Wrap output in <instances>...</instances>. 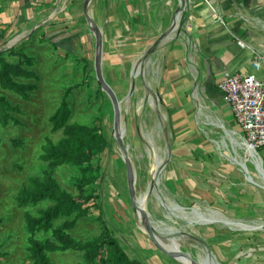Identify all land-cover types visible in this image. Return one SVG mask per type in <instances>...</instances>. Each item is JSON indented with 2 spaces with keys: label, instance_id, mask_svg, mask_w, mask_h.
I'll use <instances>...</instances> for the list:
<instances>
[{
  "label": "rangeland",
  "instance_id": "rangeland-1",
  "mask_svg": "<svg viewBox=\"0 0 264 264\" xmlns=\"http://www.w3.org/2000/svg\"><path fill=\"white\" fill-rule=\"evenodd\" d=\"M70 1L50 8L42 18L49 19L52 13L54 18L33 33L19 28L6 32L0 27V52L6 51L4 57L11 63L32 68L41 76L38 89L28 98L0 88V95L7 96L13 106L21 108L16 115L19 125L3 127L0 124V264H32L28 252L30 235L25 221L27 209L17 205L16 196L31 177L43 178L44 173L50 171L41 156L48 138L58 143L66 137L64 130L52 131L50 120L64 99L72 110L70 127L87 125L108 141L107 149L92 162L99 171L85 173L88 164L52 170L62 189L77 198L81 195L79 185L94 178L92 183L84 186V196L94 192V198L88 202L90 212L78 220L71 236L76 241L86 242L107 228L132 259L143 264H183L180 258L179 262L154 245L141 228L138 213L133 209L123 151L113 135L114 106L95 71L94 44L88 52L84 48L85 41L81 42L83 46L76 42L68 46L59 40L61 36L78 31L76 14L71 13L73 23L68 26L58 21L67 20L64 15L70 12ZM172 1L176 10L179 0H121L122 13L132 18L129 19L132 31L153 34L158 32L156 25L137 21L143 13L136 14L133 9L156 4L165 10ZM203 1L220 7V20L233 15L258 27L264 25V0ZM196 2L198 0H189L187 9ZM3 9L1 7L0 14L5 13ZM83 27L89 28L85 20ZM89 32L92 34L90 29ZM151 36L141 40L134 36V42L124 48L122 44L126 39L123 37L122 41L114 43L116 31L108 32L103 57L104 77L115 89L126 113L123 118L125 142L136 172L137 194L149 193L144 210L148 211L151 220L161 223L165 236L178 238L181 235L182 239L178 241L181 245L175 247L191 253L197 261L196 250L200 252L203 249L200 247L204 246L220 264H264V179L258 169V157L249 159L238 139H233L234 136L219 124L226 123L227 129L238 130L227 123V117L220 113L216 104L205 101L201 93L192 92V107L185 109L182 115L183 110L164 106L162 97L156 92L155 74L150 64L146 63L142 73L132 79L133 67L155 41ZM72 45L75 49L70 50ZM126 55L129 60L124 67ZM133 83L135 89L131 94ZM137 88L138 92H135ZM142 96L145 101L137 110ZM150 97L155 98V107L150 104ZM14 139H22L23 146L15 147ZM167 147L172 156L149 192L150 181L155 175L151 172L152 165L159 157H164L162 163L165 162ZM258 152L264 157V147ZM50 205L40 203L28 210L36 215L38 209ZM63 221H57L56 226ZM50 236L39 234L38 238ZM100 252L101 257H107L108 248L103 247ZM51 260L52 264H90L82 251L75 250L54 253Z\"/></svg>",
  "mask_w": 264,
  "mask_h": 264
},
{
  "label": "crops",
  "instance_id": "crops-1",
  "mask_svg": "<svg viewBox=\"0 0 264 264\" xmlns=\"http://www.w3.org/2000/svg\"><path fill=\"white\" fill-rule=\"evenodd\" d=\"M59 2V0H2L0 11L2 7L5 13L0 14L3 16L0 18V27L6 29V32H14L15 28L29 29L32 32L36 27L46 26L54 18L43 19L42 17ZM84 3L85 1L81 2V0L70 1L68 6L70 12L67 11V14L64 15L70 21L66 19L58 21L64 22V25L68 26L71 22L73 23L71 13H74L77 15L74 17L78 31L70 32L64 37L61 36L59 40L68 46L71 42L83 46L81 42L85 41L84 48L86 47L89 52L93 44L95 51V39L90 34L89 28L85 30L83 27L84 20L88 25L83 10ZM122 6L124 7L121 0H93L89 12L93 21L102 28L104 38L107 39L108 32L116 31L117 37L114 39V43L118 40L122 41L123 37L126 39L123 42L125 44H122L124 48L134 42V36L135 38L140 37L141 40L152 35L151 37L156 40L159 35L170 28L176 11L173 1L171 4H167L165 10H161L160 6H156V4L141 5L140 8L133 9L136 14L143 13L140 18H137V21L140 20L151 26L156 25L158 29V32H153V34H142L130 29L129 19L131 17L122 13ZM157 7L158 9H156ZM219 8L218 5L212 3L208 5L203 0L191 4L185 12V22L180 31L181 34L175 33L174 37H177L166 40L161 45V49L159 48V53L156 52L154 55L156 56L154 59L156 63L154 81H156V92L162 97L163 104L167 109L172 107L181 109L183 115L185 109L192 107L191 94L196 91L198 95L202 94L205 101L215 103L220 113L227 117L226 122L231 123L238 130L236 133L241 136L243 133L236 123L224 94L218 89V83L226 71L252 72L251 66L255 54L264 52L262 46L264 44V25L258 27L245 19H237L233 15H228L226 19L220 20L222 11ZM224 13L226 14L228 11L225 9ZM73 48L72 45L70 50ZM128 60V55H126L123 62L124 67L127 66ZM258 75L264 79V70ZM258 155H260L259 152Z\"/></svg>",
  "mask_w": 264,
  "mask_h": 264
},
{
  "label": "trees",
  "instance_id": "trees-1",
  "mask_svg": "<svg viewBox=\"0 0 264 264\" xmlns=\"http://www.w3.org/2000/svg\"><path fill=\"white\" fill-rule=\"evenodd\" d=\"M5 52H0V88L3 91L28 98L32 92L38 89L37 83L41 76L32 68H24L8 61L4 57ZM32 79H35L36 82H29ZM20 112V106H13L7 96L0 95V124L3 127L10 124L19 125L20 120L16 115ZM71 117L72 110L64 99L50 120L53 126L52 131L57 133L64 130L66 137L58 143H54L52 139L48 138L41 156V160L48 164L50 171L45 172L43 178L41 176L31 177L28 183L21 186L16 196L17 205L22 209H27L25 221L30 235L29 258L32 264H52V254L75 250L82 251L86 262L90 264H143L138 259H132L107 228L98 237L86 242L76 241L70 234L78 220L86 217L90 212L91 206L88 205V202L94 198V192L84 196V186L92 183L94 178L91 177L92 179H89L88 182L79 185L81 195L77 198L62 189L59 182L53 177L52 170L62 166L88 164L85 173L88 170L99 171V167L93 166L92 162L108 147L105 136L97 133L91 127L80 124L70 127ZM22 144V139L13 140L15 147H21ZM40 203L52 205L38 209L36 215L28 210ZM62 219H64L63 223L56 226V222ZM1 223L0 219V225ZM39 234H51V236L40 239L38 238ZM103 247L108 248L107 257H101L100 251Z\"/></svg>",
  "mask_w": 264,
  "mask_h": 264
},
{
  "label": "water",
  "instance_id": "water-1",
  "mask_svg": "<svg viewBox=\"0 0 264 264\" xmlns=\"http://www.w3.org/2000/svg\"><path fill=\"white\" fill-rule=\"evenodd\" d=\"M92 1L93 0H85L83 10H84L85 17L88 21L89 29H90V31H91L94 39H95V61H94L95 71H96L97 79L99 80V82L101 83V85L103 87V91L105 93H107L108 96L111 97L110 99H111L113 106H114V115H113V125H114L113 132H114V134L113 135L116 138L117 142L119 143V145L123 151V157H124V160L126 163V169H127L128 189H129V194H130V199L132 202L133 209L137 213L141 212V214L143 216L142 224L147 229L148 236L150 237V239L154 243V245H156V247H158L161 251H163L164 253H166L167 255H169L170 257H172L174 259L178 260L179 257H182V258H185L188 261H190L192 264H200V262H198L195 259V257L189 252L173 251V250H168L167 248H165L158 241V239L155 236V227L153 226L152 221L150 219V214L148 213L147 210L141 209L139 206L140 200L138 198V194L136 191V182H137L136 181L137 180L136 179V172H135L133 164H132V159L130 158V156L128 154V148L126 146V142L124 140V137L117 133L118 131H117V127H116L118 120L122 114V101L119 99V97H118L115 89L113 88V86L110 83H108L104 77L103 57H104L105 38H104V33H103L102 28H100L98 26V24H96L90 16L89 7H90V4L92 3ZM188 1L189 0H179V6L175 11L173 21H172L170 28L167 29L165 32H163L161 35H159L157 37V39L150 45V47H148L145 55H142L140 57V59H139L140 61L137 62L135 64V66L133 67L132 79H134L133 73L136 69H137V71L139 70L140 73H142V71L145 68L146 63L148 64L150 62V60L153 58V56L158 51V49L161 47V45L166 40L172 39L174 37L175 33L177 34L178 32L181 31V29L184 25V20H185L184 14H185L187 7H188ZM36 28L33 31H35ZM33 31H32V33H33ZM137 65H138V67H137ZM133 91H134V83L131 87L130 93L132 94ZM150 98H154V97H150ZM153 106L155 107V105H153ZM254 153H255V151H254ZM171 156H172V153H171L170 149H168V147H167L166 148L165 162L162 163V167L160 168V170H158L155 173V175L153 176V179H151L149 192L153 190L152 186H153L154 182L159 181L158 177L162 171L161 169L167 165ZM258 169H259V172H260V169L264 172L263 164H261V166H259ZM155 178H157V179H155ZM148 194L149 193L146 194L147 197H148ZM214 262H216V264H220L218 261H215V259H214Z\"/></svg>",
  "mask_w": 264,
  "mask_h": 264
},
{
  "label": "built area",
  "instance_id": "built-area-1",
  "mask_svg": "<svg viewBox=\"0 0 264 264\" xmlns=\"http://www.w3.org/2000/svg\"><path fill=\"white\" fill-rule=\"evenodd\" d=\"M252 72L226 71L218 89L224 94L236 123L243 135L242 141L258 153L264 147V53L255 54Z\"/></svg>",
  "mask_w": 264,
  "mask_h": 264
},
{
  "label": "bare ground",
  "instance_id": "bare-ground-1",
  "mask_svg": "<svg viewBox=\"0 0 264 264\" xmlns=\"http://www.w3.org/2000/svg\"><path fill=\"white\" fill-rule=\"evenodd\" d=\"M65 0H61L60 2H59V4L61 3V2H63V3H65L64 2ZM58 4V5H59ZM91 5H92V3L90 4V7H89V9L91 8ZM53 14V13H52ZM50 15L48 18L49 19H51L54 15ZM29 31V30H28ZM24 34V33H23ZM29 34V33H28ZM24 36V35H23ZM23 36H21V37H23ZM26 36V35H25ZM20 39V38H19ZM18 39V40H19ZM18 40H16V41H18ZM15 43V42H14ZM14 43H12V44H14ZM145 51V50H144ZM155 57L156 56H154V58L153 59H151L150 60V62H149V64H150V66L152 67V70H153V72H155L156 71V63H155ZM163 63V62H162ZM146 66V65H145ZM146 70V69H145ZM139 74H141L140 73V71L138 70L137 71V69L134 71V73H133V77H134V79L135 78H137L138 77V75ZM155 74H156V72H155ZM132 75V74H131ZM149 76V75H148ZM160 76V75H159ZM143 78V77H142ZM151 80V79H150ZM147 81V80H146ZM154 81V80H153ZM161 81V80H160ZM143 85H145V84H143ZM160 85V84H159ZM149 87V86H148ZM154 87V86H153ZM135 89V88H134ZM150 89V88H149ZM200 89V88H199ZM131 90V89H130ZM150 91V90H149ZM135 92H138V88L135 90ZM135 94V93H134ZM149 95V94H148ZM110 97V96H109ZM111 98V97H110ZM144 101H145V99H144V96H142L141 97V99L139 100V102L137 103V105H136V109L137 110H140L141 108H142V106H143V103H144ZM149 101H150V104L153 106V105H155V102H156V100H155V98H150L149 99ZM147 103V102H146ZM146 106H148V105H146ZM129 107V106H128ZM202 108H203V106H201ZM146 113V112H145ZM125 112H123V109H122V114H121V116H120V118H119V120H118V123H117V133L118 134H120V135H122L123 137H124V140H125V132H124V124H123V118H124V116H125ZM149 114V113H148ZM220 118V117H219ZM219 118H217V119H219ZM126 119H127V117H126ZM221 119V118H220ZM160 122V121H159ZM125 123H127V121H125ZM223 129H225L227 132H230L229 134L233 137L234 136V138L233 139H236L237 140V142L239 143V145L241 146V147H244V149H242L245 153H246V155L249 157V159L250 160H253V159H255L254 158V156H257L258 157V162H259V165H258V168H259V166H261V164H263V160H262V158L260 157V155H258L256 152L254 153V151H252L251 149H250V147H248L247 145H246V143L245 142H242V141H240V139L242 140V138H240L241 136L240 135H238L237 133H236V131H231V130H229V129H227L228 127H227V125H226V123H221V124H219ZM160 127V126H159ZM113 128H114V125H113ZM158 128V127H157ZM151 154V153H150ZM159 155V154H158ZM165 155H166V153H165ZM161 156V155H160ZM158 157V156H157ZM164 161V157H159L158 158V160L157 161H155L154 163H153V165H152V168H151V172H153L154 174L158 171V170H160V168L162 167V162ZM134 165V164H133ZM260 171H261V173H262V176H263V179H264V172L260 169ZM138 198H139V200H140V203H139V206H140V208L141 209H144V207H145V203H147V201H148V197H147V195L146 194H143V195H138ZM213 213V212H212ZM220 213V212H219ZM207 214V213H206ZM138 216H139V222H140V224H141V228L148 234V232H147V229L145 228V226L142 224V220H143V216H142V214H141V212H138ZM221 216V215H220ZM206 218H209L208 216L206 217ZM216 220V219H215ZM215 220L213 219V222H215ZM152 221V224H153V226L155 227V236H156V238L158 239V241L165 247V248H167L168 250H173V251H180L178 248H176L175 246H180L181 244H180V242H178V241H180L179 239H182V237H181V235L180 236H178V238L177 237H174V236H165V231H163V228H162V226H161V223H157V222H154L153 220H151ZM206 222V221H205ZM218 222V221H217ZM166 229V228H165ZM172 232V231H171ZM173 237V238H172ZM197 247H199L200 245H196ZM200 248H203V249H200ZM199 249V251L200 252H198L197 250H196V255H197V258H198V262H200V264H216V262H214V259H215V257H213L212 256V254L207 250V248L206 247H204V246H202V247H200ZM198 249V248H197ZM209 254V255H208ZM180 258V261L183 263V264H192L190 261H188L187 259H185V258H182V257H179ZM213 260V261H212ZM179 261V260H178Z\"/></svg>",
  "mask_w": 264,
  "mask_h": 264
}]
</instances>
